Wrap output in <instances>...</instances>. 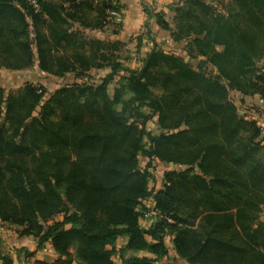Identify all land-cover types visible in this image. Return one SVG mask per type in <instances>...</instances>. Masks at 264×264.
<instances>
[{
    "label": "trees",
    "instance_id": "1",
    "mask_svg": "<svg viewBox=\"0 0 264 264\" xmlns=\"http://www.w3.org/2000/svg\"><path fill=\"white\" fill-rule=\"evenodd\" d=\"M33 1L0 0V69L73 81L0 87V221L57 255L30 264H172L167 238L186 264H264V130L230 98L264 99V0L154 14L184 55L137 50L138 69L124 63L127 43L87 35L118 1ZM150 199L161 217L145 228Z\"/></svg>",
    "mask_w": 264,
    "mask_h": 264
},
{
    "label": "rangeland",
    "instance_id": "2",
    "mask_svg": "<svg viewBox=\"0 0 264 264\" xmlns=\"http://www.w3.org/2000/svg\"><path fill=\"white\" fill-rule=\"evenodd\" d=\"M171 19L172 18H170L169 21H171ZM119 26H120V23H116V22L111 21V24L109 25L107 30L103 31V32H105V34H102V32L96 31V32H88L87 35L89 37H96V38H105L107 36L110 37L109 35L111 33H113V32L117 33V29L119 28ZM166 35H167V32H166ZM124 39L126 41V37H124ZM166 40H167V38H166ZM166 40H160V45L158 47L161 48L162 50H164L165 52H172V53H176L179 55H184L183 51L181 50L182 49L181 47L183 45H181V47H177L174 43H172L171 39H170V41L172 44L168 45ZM122 42H124V41H122ZM133 48H134L133 46L126 44V47L124 48V50L122 52V55H123V57H129L128 60L124 61L126 67H128L130 69H138L140 67V64L137 63L139 61V53L136 50H134ZM134 59L136 61H134ZM204 66H206V63L203 61V65H201V68H204ZM207 68H209V70L212 69L210 66H208ZM108 71H109L108 69L99 70V71H92L91 75L93 77H95V79L98 80V79L103 78ZM72 81H73V79L71 76L61 79V78H56V77L44 74L36 66L30 70L21 71V72H13V71L5 70V69H0V87L5 88L7 91L16 90V89L24 86L26 83L37 84L39 82L46 84L49 91H53V90L59 88L60 86H62L64 84L71 83ZM115 84H116V82L112 83L109 87L110 95H112V93H113V89L115 87ZM230 98L233 102L237 103L240 114L245 110V107L248 108V106H249L247 104H245V107L240 105V103H238L240 100V97L238 94H235L234 92L231 93ZM257 112H258V110H257ZM243 114H241V115H243ZM262 114L259 116V119H257V117H256V120L253 119V120L257 121L258 125H259V123L264 122V117ZM246 115H247V117H250L249 119H252L251 116H249V114H246ZM260 120H261V122H258ZM148 129L153 133H157L156 119L148 124ZM263 130H264V128H263ZM147 162H148V160L146 158L141 159V167L144 168L146 166ZM154 163H156V162H154ZM166 168H167L166 165H160L158 167H154L151 169V171L154 175V180L151 184V187H153L156 190H159L162 187L164 171ZM59 219L60 218H57V220H59ZM260 221L264 223V212L261 214ZM0 225H3V227L4 226L8 227L7 234L4 236L3 240L2 239L0 240V254L13 253V255H16V254H18L19 250L22 249L21 248L22 245H25V247H28L31 249L36 247V243L35 242L33 243L32 238H28L27 240L21 239V237H19L18 233L16 232L15 227H11V226H8V225L3 224V223ZM143 225H146V224L143 223ZM166 243H167V245L169 247V251H170V260L171 261L170 260H168V261L171 262L172 264H186L184 261H181L180 259H178L176 257V254L173 251V246L170 243V238H167ZM118 244L121 245L122 242L119 241ZM49 247H50V245H47L44 249L36 250L35 251V253H36L35 257L30 259L29 262L27 261V259L25 257V253L22 252L21 253V260H19L20 262L16 263V264H30L35 259L36 260L37 259L46 260L49 262L55 260L57 258V255H56V253L50 252ZM114 261L116 264H119L118 259L115 258Z\"/></svg>",
    "mask_w": 264,
    "mask_h": 264
},
{
    "label": "crops",
    "instance_id": "3",
    "mask_svg": "<svg viewBox=\"0 0 264 264\" xmlns=\"http://www.w3.org/2000/svg\"><path fill=\"white\" fill-rule=\"evenodd\" d=\"M180 1L181 0H118V13L122 18V22L117 29V33L113 32L109 35L110 37L107 36L105 38L124 41L130 46H133L134 50H140L141 55L149 52L154 45L159 46L160 40H166L167 38V44L171 45L172 43L170 41L169 33L167 32L166 35V32L157 25L155 19L153 18V15L156 13H163L166 15V19L169 21V19L173 16L171 8ZM212 1L213 0H210V2ZM147 26L149 27L152 34V38L150 39L147 36H144V34L147 32ZM107 28L105 30H107ZM102 34H105V32H102ZM140 36L144 37L141 42L138 41V38ZM124 37H126V41ZM134 61L136 60L134 59ZM137 63L141 64L140 61H138ZM108 73L109 71L106 74ZM239 97L240 100L238 103H240V105H242L243 107H245V104L249 105L248 108L245 107V110L242 112V114L244 113L243 115L249 114L252 119L256 120V117L257 119H259V116L263 113L262 115L264 117V99H261L258 96L242 97L239 95ZM235 104L237 105V103ZM247 118L249 119L250 117ZM258 122H261V120ZM7 231V226L3 227V225H0V240H3L4 236L7 234ZM21 239L27 240L28 238ZM120 241L122 243L124 242V240ZM34 242L35 241L33 240V243ZM21 248H25L30 252H35L37 250V245L33 249L25 247V245H22ZM49 250L50 252L55 253L51 248ZM8 254L13 258L14 264L20 262L18 254Z\"/></svg>",
    "mask_w": 264,
    "mask_h": 264
},
{
    "label": "built area",
    "instance_id": "4",
    "mask_svg": "<svg viewBox=\"0 0 264 264\" xmlns=\"http://www.w3.org/2000/svg\"><path fill=\"white\" fill-rule=\"evenodd\" d=\"M118 1V0H116ZM31 2L35 5V1L31 0ZM109 20L116 22V23H121L122 22V18L120 16V14L118 13V11H111L109 13ZM259 126H261L262 128H264V122L259 123ZM144 207L146 208L145 210H143V217L141 220L142 226L145 228L150 227V225H152L160 216L158 210L156 209L155 206V202L153 201V199L147 200L144 203ZM169 222H172L170 219H168ZM146 224V225H143ZM0 224H2V222L0 221ZM1 263V261H0Z\"/></svg>",
    "mask_w": 264,
    "mask_h": 264
},
{
    "label": "water",
    "instance_id": "5",
    "mask_svg": "<svg viewBox=\"0 0 264 264\" xmlns=\"http://www.w3.org/2000/svg\"><path fill=\"white\" fill-rule=\"evenodd\" d=\"M202 65H203V62H202ZM242 114V113H241Z\"/></svg>",
    "mask_w": 264,
    "mask_h": 264
}]
</instances>
